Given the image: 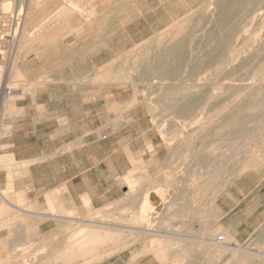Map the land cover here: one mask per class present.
<instances>
[{"label": "rangeland", "instance_id": "1", "mask_svg": "<svg viewBox=\"0 0 264 264\" xmlns=\"http://www.w3.org/2000/svg\"><path fill=\"white\" fill-rule=\"evenodd\" d=\"M216 1L220 0H7L12 10L5 21L0 90L18 86L20 77L14 71L21 48L15 47L21 35L32 37L23 47L31 46L55 30L56 19H63L64 29L77 18L79 22L93 20L96 42L105 22V103L109 110H141L139 125L151 131L153 148L145 151L138 165L133 162L119 180V198L104 209L84 206L83 214H69L75 221L57 223L60 227L49 237L51 242L60 240L62 244L38 240L29 245L27 258L3 264H237L245 258V251L190 240L217 241L225 232L241 247L256 246L264 252V100L254 103L247 117L240 112L234 115L222 130L219 119L233 113L236 98L243 94L231 95L236 98L216 108L220 84L240 86L253 80L261 87L253 94L264 99V64L247 78L244 73L230 72L235 61L203 62L202 54L215 48H171L175 43L169 44L171 32L175 35L180 31L181 36L174 41L183 39L197 20L200 26L205 23L210 15L206 8ZM45 4L41 18H46L28 32L24 18ZM21 9L19 25L14 27ZM51 9L56 11L49 15ZM63 9L68 13H61ZM242 10L236 19L246 24V32L239 41L233 39L228 49H236L250 60L249 51L256 48L252 44L264 40V0H247ZM187 22L190 26L178 30ZM14 36L12 65L6 66ZM238 44L243 46L237 48ZM160 56L162 60L157 61ZM193 85L198 88L194 91L196 100L201 106L205 102L204 107L168 109L171 100L192 93ZM189 117L197 127L191 124L193 120L185 125ZM231 142L243 148L241 156H228L226 146ZM224 151L226 160L221 154ZM62 218L57 219L72 220Z\"/></svg>", "mask_w": 264, "mask_h": 264}, {"label": "crops", "instance_id": "2", "mask_svg": "<svg viewBox=\"0 0 264 264\" xmlns=\"http://www.w3.org/2000/svg\"><path fill=\"white\" fill-rule=\"evenodd\" d=\"M45 9L24 18L28 32L44 21ZM11 10L0 0V66ZM62 20L43 42L23 47L32 37L21 35L14 71L20 79L11 88L18 96L10 100L3 96L10 87L0 90V264L27 258L38 240L62 244L49 237L57 223L119 198V180L153 148L151 131L139 125L141 110L105 103V22L94 42L93 20L73 18L64 29Z\"/></svg>", "mask_w": 264, "mask_h": 264}, {"label": "bare ground", "instance_id": "3", "mask_svg": "<svg viewBox=\"0 0 264 264\" xmlns=\"http://www.w3.org/2000/svg\"><path fill=\"white\" fill-rule=\"evenodd\" d=\"M246 3H247V0H220V1H216L214 3L211 2L210 5L211 4H214V5H213V7H210V5H209L206 8L205 12L210 13V15H209L208 20L205 21V23H203L200 26L199 25L200 19L197 20L198 24L193 23L192 24L193 28L190 30V32L185 33L183 39H178V40L174 41V38L179 37L180 31L179 32L176 31L175 35H173V32L170 33L171 40H170L169 44L175 43V46L174 47L171 46V48H177V47L182 48L183 46H188L189 48H207V47L215 48L213 50H208L207 52L202 54L201 57H203L202 58L203 62H206V63H222L223 61H229V62L235 61L230 68L231 69L230 72L233 71L232 73H234V74L244 73L243 74L244 76L248 75L246 77L250 78V76H253L257 72V69L259 68V66H261V64L262 65L264 64V48H262V47H264V40L260 41L259 44L256 46H254L252 44V47H256V48H252L249 51V52H252V58L250 60H248V58H246V59L242 58L240 56V53L237 52L236 49H234V50L228 49L231 46V44H232L231 41H233V39L236 41H239V39L246 32V24H243V21H239L236 19V15L242 9H244V6ZM214 13H216L218 15L216 18L213 17ZM21 14H22V9L18 13V15L16 14L17 17L15 18V21L13 24L14 27H18V25H19L18 16ZM252 15H254V12ZM251 19H254V16H252ZM187 26H190L189 22L182 24L178 28V30H182L184 28H187ZM199 31H201L200 35H198L200 37L198 40L194 41L193 39L195 36H197V33ZM172 36H173V38H172ZM16 42H17V37L14 36L13 41H12L13 49H14V45L16 44ZM158 42H161V41L159 40ZM200 45H202V46L199 47ZM239 45H242V44H238L236 47L238 48ZM190 46H194V47H190ZM163 53H166V52H163ZM160 60H162V56H160V58L157 59V61H160ZM177 60L180 61L181 59L180 60L177 59ZM236 61H238V62H236ZM11 65H12V63H11ZM229 81H231V80H229ZM237 82H242V81H237ZM252 82H253V80H252ZM252 82H250V83L248 82V84H243L240 86H238V85H236V86L232 85L231 86V85L220 84L217 87V89L220 90V93L218 96V101L216 103L217 109L223 105L222 104L223 101L225 102V100L232 98L231 95L236 94L237 92H240L241 94H243L237 98H236V95L233 96V98L235 97L236 99H238V98L239 99L237 100V103L235 105H233V107L231 108V110H233V113L227 117L221 116V118L219 119V122H220L219 123V129L220 130L223 129L224 125L227 126V125L231 124L234 115L237 116V113L240 112L241 115H243V117L245 118V117H247L246 115H248L247 114L248 110L253 109L251 106L254 103H257L259 101L264 100L262 98V96H258L259 94H256V95L253 94V92L255 90L257 92L258 91L260 92L261 87L256 86ZM196 87H197V85L196 86L193 85L191 87V89H193V90H191L192 93L186 95L185 97L181 98L180 100H176V101L171 100V102L168 106V109L173 110V111L179 110V109H184L187 111L189 109L194 110V109H198L199 107H202V106L204 107V105H206L205 102L201 106L200 103H198L196 100L197 97L194 94V91H196V89H198ZM208 97H210V96L207 95V98ZM208 99H207V101H209ZM154 100H157V99H154ZM207 101H206V103H207ZM153 102H155V101H153ZM226 106H227V102H226ZM224 108H226L225 104H224ZM224 108H221L222 111ZM244 111H246V112H244ZM174 117L178 118L179 116L174 115ZM192 120H193L192 117H189V121L186 122L185 125H188L189 123H191ZM191 124L192 125L195 124V127H197L194 120H193V123H191ZM230 144L231 145H229V147L226 146L227 147L226 151L229 152L228 156L233 155L234 157H236L238 155L241 156L242 152L244 153L243 148L238 147L236 145L237 143L235 144V143L231 142ZM231 147L232 148L235 147L236 149L234 148L233 150H231L232 149ZM226 151H224L223 153L220 152L223 155L224 160H226V158H228V156L226 155L227 153H225ZM222 155H220V156H222ZM220 163H221V160H220ZM182 214H183V212H182ZM68 220H71V219L69 218ZM169 236H171V235L169 234ZM224 236H225V241L223 243H219V242L214 241V240H208V239H202V238L199 239L198 237H192V238H190V240H193V241L194 240H196V241L201 240V242H205L207 244H212V245L218 244V245H221L223 247L225 246V247H228V248H231L234 250L245 251V258L243 260L239 261V263H237V264H243L244 262H246L248 264H264V252H262L261 249H259L256 246L255 247L252 246V248H243L237 243L236 240H233V239L231 240L230 236L228 234H226V232L224 233ZM228 240H230L231 243H228ZM145 248H147V247H145Z\"/></svg>", "mask_w": 264, "mask_h": 264}, {"label": "built area", "instance_id": "4", "mask_svg": "<svg viewBox=\"0 0 264 264\" xmlns=\"http://www.w3.org/2000/svg\"><path fill=\"white\" fill-rule=\"evenodd\" d=\"M12 58H13V48L7 50V56H6V66L11 65L12 63ZM13 95V90L11 88H4L3 90V96L4 97H10ZM217 242L223 243L225 241V236L224 234H219L216 238Z\"/></svg>", "mask_w": 264, "mask_h": 264}]
</instances>
